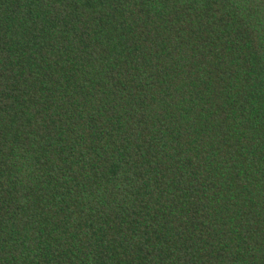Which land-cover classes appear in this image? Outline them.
Segmentation results:
<instances>
[{
  "label": "trees",
  "instance_id": "trees-1",
  "mask_svg": "<svg viewBox=\"0 0 264 264\" xmlns=\"http://www.w3.org/2000/svg\"><path fill=\"white\" fill-rule=\"evenodd\" d=\"M0 264H264V0H0Z\"/></svg>",
  "mask_w": 264,
  "mask_h": 264
}]
</instances>
